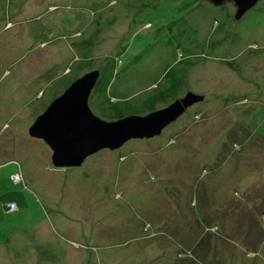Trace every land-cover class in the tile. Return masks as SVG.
Segmentation results:
<instances>
[{
	"label": "rangeland",
	"instance_id": "1",
	"mask_svg": "<svg viewBox=\"0 0 264 264\" xmlns=\"http://www.w3.org/2000/svg\"><path fill=\"white\" fill-rule=\"evenodd\" d=\"M234 15L231 4L205 0H0V264H188L176 242L147 231L165 206L167 187L159 186L185 157L210 165L230 157L223 174L244 183L235 200L256 215L264 137L251 122L264 110V0ZM93 71L100 75L88 106L106 122L145 116L188 93L203 100L159 136L56 169L50 148L28 130ZM15 174L20 183L9 180ZM10 202L16 212L5 211ZM243 220L229 226L232 243L223 239L207 255L210 264H264V233L245 236ZM250 242L262 244L252 259Z\"/></svg>",
	"mask_w": 264,
	"mask_h": 264
},
{
	"label": "trees",
	"instance_id": "2",
	"mask_svg": "<svg viewBox=\"0 0 264 264\" xmlns=\"http://www.w3.org/2000/svg\"><path fill=\"white\" fill-rule=\"evenodd\" d=\"M251 125L258 136L264 137V110L259 111ZM223 144L226 145L224 142ZM220 146L222 147L221 144ZM221 147L220 154L225 149L224 146L222 149ZM215 157L217 156L215 155ZM227 158L217 157L212 165L204 157H198V159L197 157H185L182 160H176V163L171 164L170 167L173 174H171L169 184L159 186V188L167 187L164 194L161 193V196L164 195L165 206L158 207L160 210L157 211V217L150 221V229L147 231L150 230L153 237L163 235L176 242L177 246L181 248L177 254L179 261L188 264H210L207 261V255L218 249V243L223 239L225 242L232 243L234 231L228 232L229 226L241 225L243 219V223L249 224L251 231H248L245 236L259 232L260 234L264 233V230L260 228L259 231L255 229V224L258 225L264 221V187L260 182L255 189L257 194L252 197V201L255 202L253 210L256 215L248 211L245 206L242 209L243 205L235 199L241 196L244 183L242 181L239 183L232 171V176L223 174L224 166L230 160V157L228 161ZM157 178L152 174L151 180L165 181L162 178ZM229 180L232 182L230 188H233V191L230 189L228 191L226 188L230 185L225 186ZM258 197L262 200L263 205L261 203L257 208ZM162 208L165 210L161 211ZM186 240H189L190 248L184 245ZM261 245L251 244V242L247 244L244 250L246 257L252 259L261 249Z\"/></svg>",
	"mask_w": 264,
	"mask_h": 264
},
{
	"label": "water",
	"instance_id": "3",
	"mask_svg": "<svg viewBox=\"0 0 264 264\" xmlns=\"http://www.w3.org/2000/svg\"><path fill=\"white\" fill-rule=\"evenodd\" d=\"M214 7L227 3L235 8L234 18L243 17L259 0H205ZM100 73L93 71L74 81L69 88L38 116L28 130L52 151L51 165L56 169L78 168L101 150H116L130 140L151 139L174 123L185 110L203 100L188 93L164 109L145 116H129L106 122L92 114L88 98Z\"/></svg>",
	"mask_w": 264,
	"mask_h": 264
},
{
	"label": "crops",
	"instance_id": "4",
	"mask_svg": "<svg viewBox=\"0 0 264 264\" xmlns=\"http://www.w3.org/2000/svg\"><path fill=\"white\" fill-rule=\"evenodd\" d=\"M11 176H12V175H11ZM11 176H10V177H11ZM20 176H21V175H20ZM10 177H9V180H11ZM11 182H13V181L11 180ZM13 183H14V182H13ZM10 203H13V202H10ZM8 206H9V205H8ZM8 206L5 207V211L8 212V213L16 212L17 209H18V207H17V205H16V209L13 210V211H10V210L8 209ZM8 241H9L8 245H9L11 242H13V241H12V238H11L10 235H8ZM15 242H16V241H15ZM4 245H5V239H4L3 241H0V248L3 247ZM0 250H1V249H0Z\"/></svg>",
	"mask_w": 264,
	"mask_h": 264
},
{
	"label": "built area",
	"instance_id": "5",
	"mask_svg": "<svg viewBox=\"0 0 264 264\" xmlns=\"http://www.w3.org/2000/svg\"><path fill=\"white\" fill-rule=\"evenodd\" d=\"M11 179H12V181H13L14 183H20V177H19L17 174L13 175ZM8 209H9L10 211L15 210V209H16L15 204H13V203L9 204Z\"/></svg>",
	"mask_w": 264,
	"mask_h": 264
}]
</instances>
